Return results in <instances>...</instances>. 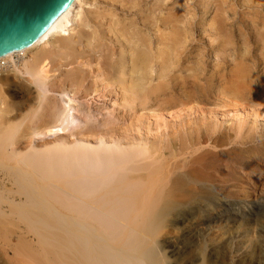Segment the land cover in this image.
Instances as JSON below:
<instances>
[{
  "label": "rangeland",
  "instance_id": "rangeland-1",
  "mask_svg": "<svg viewBox=\"0 0 264 264\" xmlns=\"http://www.w3.org/2000/svg\"><path fill=\"white\" fill-rule=\"evenodd\" d=\"M71 17L60 45L62 36L50 38L32 54L51 55L36 126L53 120L64 93L76 122L68 133H28L19 144L140 142L175 165L197 152L216 166L224 157L212 154L230 150L234 180L210 181L218 192L197 193L168 226L178 245L177 253L164 249L166 264H264V0H81ZM221 222L231 226L223 243L207 249L206 231ZM3 244L1 264L13 257Z\"/></svg>",
  "mask_w": 264,
  "mask_h": 264
},
{
  "label": "bare ground",
  "instance_id": "bare-ground-1",
  "mask_svg": "<svg viewBox=\"0 0 264 264\" xmlns=\"http://www.w3.org/2000/svg\"><path fill=\"white\" fill-rule=\"evenodd\" d=\"M80 1L75 0L31 46L0 57V239L2 248L13 252L5 264H166L164 249L177 253L178 245L168 226L197 193L215 191L211 182L224 187L234 180L230 150L217 147L216 154L210 153L224 157L223 164L213 166L214 161L204 163L197 152L181 164L162 162L140 142L64 138L20 145L28 133L57 136L68 133L76 122L77 108L64 93L61 108L49 107L53 120L36 126L47 104L51 55L32 53L69 31L71 13ZM6 87L16 91L11 94ZM229 226L221 222L208 228L207 249L221 246L223 230Z\"/></svg>",
  "mask_w": 264,
  "mask_h": 264
},
{
  "label": "water",
  "instance_id": "water-1",
  "mask_svg": "<svg viewBox=\"0 0 264 264\" xmlns=\"http://www.w3.org/2000/svg\"><path fill=\"white\" fill-rule=\"evenodd\" d=\"M75 0H0V57L38 41Z\"/></svg>",
  "mask_w": 264,
  "mask_h": 264
}]
</instances>
